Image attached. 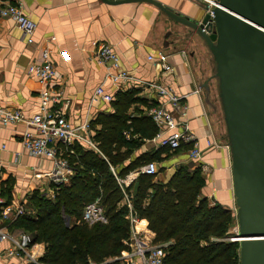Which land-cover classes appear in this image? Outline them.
<instances>
[{
    "label": "crops",
    "instance_id": "crops-1",
    "mask_svg": "<svg viewBox=\"0 0 264 264\" xmlns=\"http://www.w3.org/2000/svg\"><path fill=\"white\" fill-rule=\"evenodd\" d=\"M154 1L183 16L196 18L199 12L200 2L196 0ZM4 4L20 6L24 15L36 24V31L34 42L27 44L25 36L13 21L0 17V108L19 110L26 118L39 113L38 93L42 87L27 70L30 64L42 62L41 50L47 47L49 61L56 72L52 86L60 91L63 101L68 104L66 118L75 128L87 125V129L79 133L88 138L93 147L84 141L74 143L79 144L80 148L95 150L92 137L99 127L91 122L99 114L113 112L111 102L93 98L98 86L102 85L104 93L112 98L118 92L132 94L133 104L128 110L132 118L146 116L150 107L159 104L156 94L137 86V83L117 88L107 80V74L114 70L109 68V64L97 63L93 54L98 46L110 45L118 56L119 66L137 82L168 85L176 94L188 95L182 100L187 108L184 121L197 139L202 153L201 161H191L184 151L176 152L177 159L173 160L163 152V160L157 164L166 170L156 174L157 180L167 182L184 165L190 169L201 166L205 185L200 190V198L207 199L210 205L217 203L234 214L230 156L225 133L214 122L216 110L206 103L203 87L207 85L208 101L213 105V81L209 80L211 64L197 37L190 35L185 27L167 19L153 6L143 3L113 6L100 0H0V8ZM159 55L167 56L171 72H161V68L149 60L150 57L155 60ZM195 90H199L198 94L194 93ZM26 133L33 134L34 128L21 123L0 124V197L4 200L3 207L10 214L4 219L0 210V230L7 234L20 230L13 226L18 218L13 217L16 210L32 212L29 199L35 191L42 192L50 200L56 194V188L50 187L54 184L43 178L51 170L52 162L32 157L23 150L20 141ZM207 141L213 145L207 147ZM159 143L155 137L146 140L132 152L130 158L137 160L144 154L163 150ZM58 148V154L62 157L64 148ZM68 168L71 174L65 184H69L73 177L72 169ZM133 183L134 180L120 185L122 189L130 186L133 196L136 189ZM123 204L129 209L128 218H135V222L130 224V234L131 229L135 228L136 234L146 235L154 243L147 221L131 214V203L126 195ZM32 218L35 216L32 215ZM72 223V220L66 219V225ZM7 245L8 242H4L3 248ZM30 252L39 260L45 253V245L33 243ZM110 261L104 263L109 264ZM0 264L26 263L21 258H6L0 253ZM117 264L127 263L121 260Z\"/></svg>",
    "mask_w": 264,
    "mask_h": 264
},
{
    "label": "trees",
    "instance_id": "trees-1",
    "mask_svg": "<svg viewBox=\"0 0 264 264\" xmlns=\"http://www.w3.org/2000/svg\"><path fill=\"white\" fill-rule=\"evenodd\" d=\"M132 96L118 92L110 101L113 112L99 114L91 122L99 127L92 137L95 150L80 148L77 143L63 149L62 157L73 171L69 184L51 185L56 188L53 200L35 191L29 199L33 214L18 216L13 226L30 234L33 243L45 245L41 264H104L128 250L130 212L122 205L126 195L131 214L147 221L153 242L166 244L164 264H238L239 244L224 240L231 236L227 231L234 217L219 204L210 205L200 198L205 185L201 166L190 169L184 165L167 182L157 180V175L139 174L133 196L130 186L121 188L117 179L147 163L162 162L163 152L168 157L192 147H163L132 160V152L158 132L147 115H128ZM97 198L107 223L87 226L80 221L84 206ZM67 218L73 221L71 225H66Z\"/></svg>",
    "mask_w": 264,
    "mask_h": 264
},
{
    "label": "water",
    "instance_id": "water-1",
    "mask_svg": "<svg viewBox=\"0 0 264 264\" xmlns=\"http://www.w3.org/2000/svg\"><path fill=\"white\" fill-rule=\"evenodd\" d=\"M108 5L143 3L185 27L205 48L230 156L238 264H264V0L200 3L196 18L154 0H100ZM206 103L208 87L204 86ZM239 239V240H238Z\"/></svg>",
    "mask_w": 264,
    "mask_h": 264
},
{
    "label": "built area",
    "instance_id": "built-area-1",
    "mask_svg": "<svg viewBox=\"0 0 264 264\" xmlns=\"http://www.w3.org/2000/svg\"><path fill=\"white\" fill-rule=\"evenodd\" d=\"M196 1L207 4V12L214 5V0ZM0 17L12 20L16 28L25 36L27 44L34 42L36 24L24 15L20 6L4 4L0 8ZM41 58L42 62L40 64H30L27 70L42 87L38 93L39 113L26 118L19 110L0 108V124L6 126L21 123L34 128L33 134L26 133L21 136L20 144L30 156L48 159L52 162L51 170L45 173L43 178H47L50 184L59 185L68 182L71 170L68 168L66 158L58 154V147H62L67 151L75 141H84L92 147L93 144L88 138L85 139L79 133L87 129L86 124L75 128L66 118L68 104L63 101L60 91L52 86L56 72L49 61V49L47 47L41 50ZM93 58L99 64H109V68L114 70L113 73H108L106 77L117 88L123 85L127 86L130 83H137V86H141L144 90H150L149 92L157 95L159 104L149 108L146 115L158 129L155 139L159 140V146L176 150L183 145L191 144V149L187 151L188 158L195 162L201 161L202 153L198 148L197 139L190 132L187 122L184 121L187 108L185 104H182V100L188 95L176 94L168 85L137 82L119 66L118 56L110 45L103 44L98 46L94 51ZM149 60L157 64L163 73L172 71L171 66L167 62V56L159 55L155 60L152 57ZM198 92L199 90L194 91L195 94H198ZM93 98H99L106 102L112 100V96L104 93L102 85L95 89ZM124 134L126 138H129L128 133ZM212 145V142L207 141V147ZM157 173V164L150 162L140 167L137 171L131 172L124 180L117 179V181L119 184L124 185L135 180L139 174L151 176ZM99 200L97 198L84 206L80 221L87 226L107 223V218ZM3 205L4 200L0 197L1 216L5 219L10 217V214L9 210ZM24 214H33V212L18 209L13 217L17 218ZM129 221L130 224H133L135 218L130 217ZM236 230L233 234L236 233ZM4 242H8L6 248H3ZM32 245L33 239L31 235L24 231L18 230L14 234H7L0 230V253L6 258H21L26 264H41L30 252ZM125 245L128 250L122 252L119 257L111 259L110 262L122 260L127 264H164L165 253L163 249L166 244L152 243L146 235L136 234L135 228L131 229L130 238L125 242Z\"/></svg>",
    "mask_w": 264,
    "mask_h": 264
},
{
    "label": "rangeland",
    "instance_id": "rangeland-1",
    "mask_svg": "<svg viewBox=\"0 0 264 264\" xmlns=\"http://www.w3.org/2000/svg\"><path fill=\"white\" fill-rule=\"evenodd\" d=\"M210 73V72H209ZM211 87H212V91H213V94H212V102H213V105L216 106V114L214 116V122L216 124L217 127L221 128L222 131H224V125H223V121H222V116H221V112H220V108H219V103H218V100H217V95H216V90H215V82L213 81V83H211ZM169 159H177V153H173V154H170L169 156ZM157 168H158V173L161 172V173H164L165 172V168H161V165L157 164ZM233 217H234V220L231 224V226L228 228V233L229 234H233L236 230V218H235V211H234V214H233ZM238 245V244H237Z\"/></svg>",
    "mask_w": 264,
    "mask_h": 264
},
{
    "label": "bare ground",
    "instance_id": "bare-ground-1",
    "mask_svg": "<svg viewBox=\"0 0 264 264\" xmlns=\"http://www.w3.org/2000/svg\"><path fill=\"white\" fill-rule=\"evenodd\" d=\"M239 240V239H238Z\"/></svg>",
    "mask_w": 264,
    "mask_h": 264
}]
</instances>
